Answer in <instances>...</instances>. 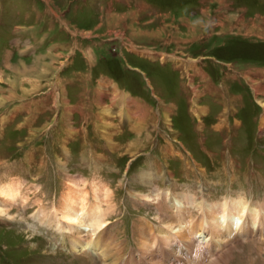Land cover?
Here are the masks:
<instances>
[{"label": "rangeland", "instance_id": "obj_1", "mask_svg": "<svg viewBox=\"0 0 264 264\" xmlns=\"http://www.w3.org/2000/svg\"><path fill=\"white\" fill-rule=\"evenodd\" d=\"M49 1L0 0V176H6L8 167L18 162L20 156L40 159L36 160L34 165L39 168L43 164L44 169L48 170L49 175L41 179L44 187L43 196L46 198L45 202L53 206L49 208L40 202L37 211L32 214L33 218L39 209H45L46 215L35 219L41 222L45 220L48 226L54 224L49 217L63 192L62 170L67 182L69 179L67 173L84 171L88 174L85 168L88 160H83L79 155L80 146L86 143L89 149L91 147L97 151L95 154H98L101 166L105 168L100 177L106 179L117 194H121L120 198L114 197L115 202L118 199L127 201L129 195L122 190L123 184L119 181V173L112 170L120 165L122 169L123 165L131 164L134 159L141 158L143 162L146 161L145 154L157 146V138L165 135L164 129L160 132L165 126L168 127L167 134H175V137L182 140L190 152L195 154L198 166L205 170L208 178H212V170L219 164L216 161H219L218 155H221V151L218 149L217 141L228 142L234 135L246 132L253 135L259 118L264 114V0H93L90 3L92 6L86 5L88 4L85 3L86 0ZM50 6L57 10V14L60 13L58 15L62 20L65 19L66 23L77 31L76 36L70 34L68 30L63 31L66 28L62 26L60 20L50 16ZM35 8L36 11H31ZM27 10L29 16L26 14ZM54 26L58 29H54ZM16 28H19V33H23L28 39L33 37L32 41L20 44L22 46L19 52L13 51V44L11 45ZM118 36L124 41L119 38L113 39ZM108 38L113 41H109ZM42 40L45 45L65 43L69 49L45 51L46 46L34 47L33 44L36 42L44 43ZM131 43L136 47L170 52L183 61H175L174 65L170 63L162 65L157 60L149 61L143 57L159 56L137 53L130 49ZM75 47L78 48L77 51ZM44 51L54 52L56 61L51 62V58L46 55L45 58L42 57L43 60L40 52ZM84 52L86 54L95 52V55H92L94 59H91L93 62H90ZM36 53L39 54L34 56ZM197 55L200 56L195 59ZM72 57L77 58L75 63ZM172 57L163 55L161 60L165 62L178 59ZM69 59L66 71L60 72V75L58 72ZM223 62L229 63L230 66ZM127 63L144 71L153 92L161 95L160 102L147 94L144 80L128 69ZM192 71L209 75L208 85ZM90 72L93 79L87 77V73ZM186 72H190L188 77ZM103 75L115 78L124 89H131L142 96L149 106L147 109L145 104L139 103L137 112L132 113L138 119L130 126V130L119 127L118 118L113 116L115 113H112ZM56 80L58 88L54 90L53 84ZM212 85L218 88L217 92H212L214 91L210 88ZM99 86L102 89H99ZM57 93L60 108H57ZM112 93L113 100L128 99L127 95L133 96L128 93L120 95L115 86ZM218 93L223 96L226 103L223 104L221 100L223 106L211 100L216 98ZM125 104L135 112L134 106H131L133 105L131 99ZM150 109L153 121L146 120L144 123L148 126H145L141 123L147 118V114H150ZM227 109L228 113L231 110L233 116L240 118V121L236 124L229 122V126L222 129L218 135L215 125L220 118L227 115ZM192 117L199 120V128L203 129L202 133L206 136L204 143L210 157L201 151L199 134L192 130L194 125ZM229 118L233 119L232 116ZM83 129L88 132L83 133L81 137L82 133L78 134V131ZM98 130L101 141L107 143L98 139ZM229 132H233V135ZM68 137H74L76 140L69 138L68 141ZM62 149L69 155H64ZM152 153L158 157L163 156L155 150ZM14 177L0 179V183ZM15 178L24 183L21 193L25 196V202L20 201L22 206L27 207L31 195L30 187H26L25 180ZM95 178L102 182L104 188L109 189L108 196L103 198L106 201L101 203L109 213L110 208H113L110 198L111 187L102 179ZM143 178L139 177L140 180ZM210 192L213 193V190ZM41 199L36 197L30 201L38 202ZM55 201L56 203H53ZM105 202L108 207H104ZM15 203L7 210L8 213L0 214V217L22 220L23 216L20 218ZM122 207L119 209L122 210ZM111 216L110 220L114 221L123 214L112 211ZM121 221L120 219V224L110 222L112 223L110 228L117 229L120 226L125 239L123 231L125 225L123 227ZM13 225L16 228L0 225V264H50L46 258L38 256L39 253H50L51 250L62 252L63 246L54 242L56 238L54 232H51V239L48 240L31 231L32 224L26 226L21 223L18 224L20 227ZM107 225L101 232L104 234L99 233L98 236V248H102L105 256L108 251L113 250L112 242L117 238L116 234L110 235ZM33 227L36 228L37 225ZM130 228L133 226H126L127 231ZM63 232L67 233L70 241L71 232ZM85 238L87 241L90 240V236ZM260 246L264 248V241ZM244 247V251L241 247L235 252V258L241 262L239 264H263L264 253L261 255L258 246L249 242ZM120 249L122 250L121 246ZM233 251L234 248L230 252L232 255L230 258L233 257ZM62 254L66 255L65 252ZM34 256L37 257L36 260H33ZM47 256L50 260L55 259L53 255ZM230 258L228 263L232 260ZM79 260L71 263L96 264L90 255H84ZM128 260L131 262L124 264L138 262L133 258Z\"/></svg>", "mask_w": 264, "mask_h": 264}, {"label": "bare ground", "instance_id": "obj_2", "mask_svg": "<svg viewBox=\"0 0 264 264\" xmlns=\"http://www.w3.org/2000/svg\"><path fill=\"white\" fill-rule=\"evenodd\" d=\"M131 50H134L137 53L148 54L140 49ZM130 67L142 71L136 66L130 65ZM68 177V182L66 183L57 204H55L54 208L51 210L49 218L56 225L55 227H57L58 231L60 230L71 232V234L69 235V242L73 250L78 251L84 250L86 248L97 250L99 233L103 231L108 223V220L106 218V216L108 215L107 208H103L101 203L103 201H106V199L104 200L103 198L105 196H108L109 189L104 188V185H101L102 182H98L96 178L91 182V189H87L88 187H86V182H84V184L82 185L85 186L81 188L79 179L70 175H68ZM23 184V182L18 181V179H16L15 177L9 181H3V183H0V214L8 213L7 210H10L12 205L19 199L25 202V196H23L21 193V187L23 186ZM231 202L232 207H235V210L239 211L241 207V201L239 199H232ZM177 203L179 205L177 207V211L180 217L179 219H176L174 221L172 216L170 215L169 224L172 226L168 229L163 228L160 230L162 239H168V241L176 242L177 244L188 245L191 248L192 246H194L193 239L197 235V233H189L186 229L191 228L193 230H197L199 235L202 236V240H204L205 244L211 243L212 241H210V239L213 240L215 239V237L220 238L223 236L219 224L221 203L207 204L214 223H211L208 220H202L198 224L192 223L191 226L185 220L191 205L194 204L192 196L190 194H182L177 199ZM42 215H46L45 209H39L37 214L34 215V218H41ZM146 226L147 225L144 223L138 227L139 235L144 240H140L139 254L141 257L150 250L149 241L144 237V228H147ZM207 231L209 234H211V238L209 240L204 237V234ZM85 233H88V236H90V240H85V236H87V234L85 235ZM103 234L104 233H101L100 235ZM112 243L114 245L111 248L116 251V253L114 254V264H117L119 257L116 254L122 252V250L120 249L121 245L120 242L117 241V238H114ZM230 250L225 252V254L222 256V261H216L212 264H227L231 255L230 252H232V249ZM170 257L171 255L169 254L166 258L170 259ZM126 262L130 263L131 260H126ZM134 264H141V262H134ZM156 264L163 263H161L159 260H156Z\"/></svg>", "mask_w": 264, "mask_h": 264}, {"label": "crops", "instance_id": "obj_3", "mask_svg": "<svg viewBox=\"0 0 264 264\" xmlns=\"http://www.w3.org/2000/svg\"><path fill=\"white\" fill-rule=\"evenodd\" d=\"M49 1V0H48ZM50 2V1H49ZM75 9H77V7H75ZM87 9H89V7L87 6ZM100 11V10H99ZM102 11V10H101ZM82 13V12H81ZM89 13V12H88ZM58 14L60 15V13L58 12ZM60 18H61V16H60ZM63 18V17H62ZM64 19V18H63ZM65 20V19H64ZM65 22H66V20H65ZM68 24V23H67ZM72 31H76V30H74L70 25L68 26ZM77 32V31H76ZM78 33H80V32H78ZM81 35H85V37L87 36L86 34H84V33H80ZM43 41V40H42ZM77 41H79V39L77 40ZM44 42V41H43ZM126 42V41H125ZM34 45V47H36V46H38V48L39 47H41V46H46V48L47 49H45V51H47V50H51V51H67L68 49H69V47H68V45L67 44H65V43H61V42H56V43H50V44H48V45H45V42L44 43H38V42H36V43H34L33 44ZM131 46H136L135 44H133V43H131ZM37 48V50H39ZM13 50V49H12ZM71 50V49H70ZM72 50H73V46H72ZM45 51L44 52H40V55H41V58L42 57H49V58H51V62H55L56 60H55V53L54 52H50V51H48L47 53H45ZM91 52V51H90ZM44 53V54H43ZM70 53H71V51H70ZM39 54V53H38ZM37 53L36 54H34V56L35 55H38ZM85 56H87V58L90 60V62H93L92 60L94 59L93 57H92V55H95V52H94V54H92V53H89L88 52V54H86L85 52L83 53ZM46 55V56H45ZM69 55H71V54H69ZM72 56V55H71ZM70 56V57H71ZM70 57H68V58H70ZM43 59V58H42ZM72 59V61L75 63V59H77L76 57H72L71 58ZM92 59V60H91ZM44 60V59H43ZM92 64V63H91ZM90 64V65H91ZM92 67V66H91ZM136 67H138V66H136ZM140 70H142L140 67H138ZM66 71V70H65ZM64 71V72H65ZM91 71H92V68H91ZM143 71V70H142ZM144 72V71H143ZM60 75H61V73H60ZM87 77L89 78V79H93V74L90 72V73H87ZM86 77V78H87ZM59 78V77H58ZM57 78V79H58ZM118 79V78H117ZM59 80V79H58ZM95 80H97V77H96V79ZM112 84H113V87H112V92H113V89H114V86L115 87H117V89H118V91H119V93H120V95H124V94H131V89L130 90H126V89H124L121 85H120V83H118L117 81H116V79L115 78H112ZM56 82V85H57V80L55 81ZM96 83V82H95ZM97 84V83H96ZM99 85H100V80H99V83H98ZM97 84V85H98ZM58 88V87H57ZM98 89V88H97ZM99 89H102L101 88V86H99ZM58 92V91H57ZM96 92V91H95ZM86 95H88V93L86 94ZM112 95H113V93H112ZM111 95V96H112ZM94 96H96L95 94H94ZM111 96H109V102H118V101H120L121 99H116V100H113L112 98H111ZM126 97H130V96H126ZM124 100V99H123ZM57 102H58V93H57ZM145 107H147L146 105H145ZM58 108H60V104H59V102H58ZM147 109H148V107H147ZM109 110H110V106H109ZM130 111H129V113L131 112V110L132 109H129ZM132 114V113H131ZM133 115V114H132ZM134 116V115H133ZM145 117V116H144Z\"/></svg>", "mask_w": 264, "mask_h": 264}]
</instances>
